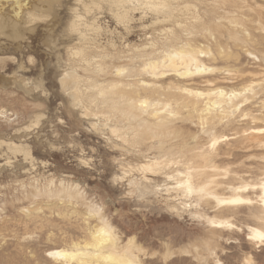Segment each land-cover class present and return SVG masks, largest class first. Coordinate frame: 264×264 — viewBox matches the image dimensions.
<instances>
[{"label": "rangeland", "instance_id": "1", "mask_svg": "<svg viewBox=\"0 0 264 264\" xmlns=\"http://www.w3.org/2000/svg\"><path fill=\"white\" fill-rule=\"evenodd\" d=\"M19 1L25 6L29 0ZM12 2L5 1V5ZM61 2L50 25L42 22L27 31L26 22L15 14L19 34L15 39L5 30L0 35V138L27 133L34 158L32 166L18 156L14 161L21 166L0 167V264H81L76 259L63 263L47 252L70 248L76 242L83 246L89 230L101 225L114 236V252L128 249L126 256L135 264H264V241L251 236L253 228L264 230L257 220L264 217L259 193L251 189L263 178L264 161L260 162L256 140L246 139L247 132L264 127V0H194L189 11L179 17L182 25L187 22L192 28L168 25L179 35L176 47L189 40L191 47L203 50L201 62L213 68L189 80L169 72L153 78L141 71V63L172 50V42L164 39L159 24L152 25L155 15L149 11L145 15L135 11L126 33L104 10L99 22L115 31L100 37L101 46L95 50L100 68L70 60L66 47L75 40L66 33L64 24L72 0ZM150 43H154L152 47ZM120 66L127 67V72L117 74ZM70 69L97 82L131 83L139 93L130 95L132 101L139 95L159 101V116H167L168 124V129H162L164 146H213L218 179L234 186L250 184L243 194L251 198V204L217 205L214 200L206 203L192 196L187 200L191 206L176 214L164 203L173 197L171 192L161 189L137 196L128 180L114 182L112 177L121 164L146 162L158 151L156 138L128 148L119 135L111 133L109 125L131 133L139 119L154 120L126 103H117L109 112L99 101L86 102V108L94 112L86 114L59 87L58 78ZM4 76H19L29 83L15 85ZM142 81L150 85L145 90L138 87ZM38 84H43L46 95L35 89ZM183 88L209 93V100L218 98L217 88L225 92V98L232 93L240 96L233 99V110L212 125L200 114L207 97L197 100L193 92L185 93ZM221 104L227 107L224 101ZM80 159L90 160L89 164ZM4 162L0 157V163ZM165 171L173 174L175 166ZM128 177L138 181L141 174L131 172ZM148 177L152 186L163 187L169 182L163 174ZM254 187L258 190L259 183ZM215 192L221 197L236 196L223 186ZM82 261L95 264L88 257Z\"/></svg>", "mask_w": 264, "mask_h": 264}, {"label": "bare ground", "instance_id": "2", "mask_svg": "<svg viewBox=\"0 0 264 264\" xmlns=\"http://www.w3.org/2000/svg\"><path fill=\"white\" fill-rule=\"evenodd\" d=\"M5 1L8 0H0V35H4L2 31L5 30V34H8L9 37L14 39L16 34H19V31L16 30V26L20 24L16 23L17 15L22 21L26 22L23 25H26L27 31H31L37 26V24H40L42 22H49L48 25H50L51 19H53L57 15L62 6L61 0H29V8H27L28 6H26L28 4H25V6H21L19 0H12L13 2L10 5H5ZM191 1L194 0H72L69 6L70 15L66 22V25L64 24V28L66 33L74 38L75 43L72 46H70V43L66 47V49H68L67 55L70 56V60L72 58V61L78 59L81 65H83L82 63H84L86 66L96 65V68H100L101 65L96 59V57L98 58L99 54L98 52H95L96 48L101 46V44L99 43L100 37L105 33H113L115 31V29H111L108 25L99 22V18L101 17L103 11L106 10L111 18L114 19L116 24L123 27L126 33H128V31H130L131 29L130 23L133 18L132 14L135 11H142L144 15L147 13V11H149L153 15H155V20L152 21V25L159 24V28L161 33L164 35V39L172 42V50L166 51L162 55L160 54V56H154L153 58H150L147 61L141 63L139 65L141 67V71L149 74V76L153 78L162 77L166 74V72H169L168 74H172L177 78L183 80H189L195 75H206L207 73L211 72L213 68L205 65L199 59V56L204 53L203 50L191 47L189 44V40H187L186 43H181L179 47H176L175 45L180 43V40H178L179 35L173 28L168 26L170 24L175 25L176 27L182 26V28L186 26L189 30V27L191 26H187V22L185 23V25H182V22L179 21V17L189 11V7L192 6L190 3ZM23 9H25V11ZM27 9L29 10L27 11ZM12 10H14V13L11 12ZM194 10L195 8L193 9V11ZM8 14H10L11 17ZM180 30L182 29L180 28ZM188 30H185L183 32H185L187 35L186 31ZM152 44L151 47L153 46ZM145 47L142 49H145ZM89 52H91V54H89ZM94 52L98 55H96ZM64 53L67 52L64 51ZM29 55L27 57L28 59L30 57ZM144 56L145 54L143 55V57ZM116 68L117 74L119 75L121 73H124V71L127 72L128 70L127 67L124 66ZM132 68L133 67H131V69ZM4 77L1 78L4 79ZM5 78L9 81V83H13L15 85H21V82L25 83L26 81L25 78H19V76ZM58 79L57 80L59 83V87L62 91L69 94L71 103L74 106H78L80 108L82 107L86 114H88L90 111L93 112V110H90V108H86V102H89V104H91L94 101H99L102 107H107L110 110L109 112L116 109L117 103H126L127 106L132 110L137 109L140 111V113H147L151 116V119L154 120L152 121V123H150L147 119H139L137 121L138 123L136 124L137 128L134 129V131H132L131 133L130 131L124 133V131H120L115 126L109 125L111 133H116L117 135H119L120 139L122 138V140L126 142L128 148H133L139 144L142 145V143H144L147 139L152 140L156 138L157 141L155 142V148L158 151L156 155H154L150 160L146 162L135 163L133 165L128 163L121 164L119 166V172L115 173L112 177V180L114 182H123L125 180H128V184L135 187L137 196H145L148 193H153L155 190L161 189L165 190L167 193L171 192L173 194V197L166 198L164 203L168 210L176 214H180L186 211L187 208L191 206L190 201L187 200L192 196H196V199L198 201L204 200L203 202L206 203L214 200L217 205H236L238 203L251 204V198L248 197V195L243 194V191L250 187V184L246 183L234 186L228 181L218 179L219 170L218 166L215 164V156L217 153L212 145V147L209 146L210 149L208 147L204 148L205 146H200V143H197L193 147L187 146L186 143L178 144L174 147L171 145L168 147L164 146V140L162 139L164 133L162 134V129H168V124L167 122H165L167 116H159V108L160 105H162L159 101H151L146 96L141 97L140 95L135 97V100L132 101L130 95H134L137 93V87H132L131 83H122L121 81L107 83L97 82L94 81L92 77L80 76L72 69L65 70L62 76ZM42 85L43 84L36 85L35 89L38 88L40 90L39 92L41 94H44L46 91H44V87ZM140 86H142V89L145 90V87L148 88L150 85L149 83L142 81L138 87ZM182 90L183 92L188 94H191L193 92L190 88H183ZM193 93L194 98H196L197 100L200 98H204V96L207 97V100L204 102L203 108L200 109V114L206 115V120L212 125L216 122H221L222 118L226 116V112L228 110H233V108L231 109V107L233 106L231 103L233 102V99H235L237 96H240V93H232L226 95L225 98V92L221 88L216 89L215 93L217 94L218 98H216L215 100H209V93H204L202 91H195ZM223 101L226 103L227 107H223V105L221 104V102ZM236 106L237 104L234 105V107ZM164 107H167L166 110L168 111V113H170L169 104L166 103ZM132 116L136 117L137 115L133 114ZM91 126L96 128V124H92ZM151 127H153L154 130L152 129L151 131H149L151 133H147L146 130L151 129ZM26 129L27 128H25V130ZM142 129H144L145 131H142ZM20 133L13 135L10 138H5V140H1L2 136L0 135V157H3L5 160L3 164L0 163L1 168H4V166L6 165L12 164H17V166L20 165L14 161L18 156H21L24 161H28L31 166L34 164L33 146L27 143V133ZM36 135L37 134H35V136ZM35 136L33 134V137ZM247 136L248 137L246 139L256 140L255 146L260 150L258 154L259 159L261 160L260 162L264 161V127L247 132ZM76 145L78 144L76 143ZM196 146H198L199 148ZM80 161L84 165H88V162L90 160L80 159ZM170 165L175 166L176 172L173 174L165 171L166 167ZM226 171L233 173L234 175L238 173L236 170L226 169ZM131 172H137L141 174V177L138 181L132 180L128 177ZM154 174H163L166 179L169 180V182L164 183L163 187L158 185L152 186V179H150L148 176ZM262 177V180L258 182V190L254 187L258 183L252 185L251 189L252 193H259L258 197L260 198L263 208L262 211L264 213V172H262ZM60 184L62 186V181L60 182ZM219 186H223L224 190L227 189L235 192L236 196H218L215 191ZM257 220L262 222L264 225V217L258 216ZM261 235H264V230L253 228V231L251 233V236L253 238L260 240L259 236ZM113 247H115V239L113 234L107 227L101 225L89 230L88 240L85 241L83 246H80V244L76 242L70 248L51 249L48 250L47 253L51 258L60 260L63 263L76 259L81 264H83L86 262L82 261V258L88 257L92 259L93 263L95 264H98L99 260H104L103 264H108L109 262L117 264H135L131 262L126 256L127 253H129L128 249L124 250L123 253H116L114 252Z\"/></svg>", "mask_w": 264, "mask_h": 264}, {"label": "snow or ice", "instance_id": "3", "mask_svg": "<svg viewBox=\"0 0 264 264\" xmlns=\"http://www.w3.org/2000/svg\"><path fill=\"white\" fill-rule=\"evenodd\" d=\"M259 239H260L261 241H264V235L259 236Z\"/></svg>", "mask_w": 264, "mask_h": 264}]
</instances>
